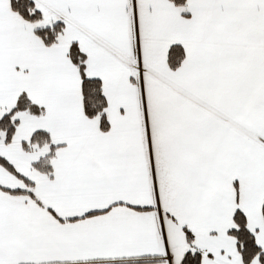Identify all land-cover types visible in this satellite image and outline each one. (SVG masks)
Instances as JSON below:
<instances>
[{"label": "snow or ice", "instance_id": "6c2138e0", "mask_svg": "<svg viewBox=\"0 0 264 264\" xmlns=\"http://www.w3.org/2000/svg\"><path fill=\"white\" fill-rule=\"evenodd\" d=\"M0 264H264V0H0Z\"/></svg>", "mask_w": 264, "mask_h": 264}]
</instances>
